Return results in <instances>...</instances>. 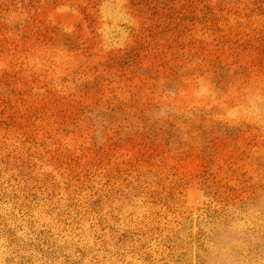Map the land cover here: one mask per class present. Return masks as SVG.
Here are the masks:
<instances>
[{
    "label": "rangeland",
    "instance_id": "1",
    "mask_svg": "<svg viewBox=\"0 0 264 264\" xmlns=\"http://www.w3.org/2000/svg\"><path fill=\"white\" fill-rule=\"evenodd\" d=\"M0 264H264V0H0Z\"/></svg>",
    "mask_w": 264,
    "mask_h": 264
}]
</instances>
